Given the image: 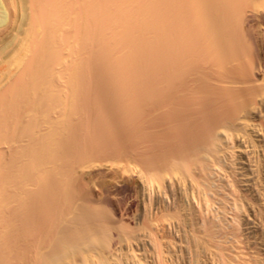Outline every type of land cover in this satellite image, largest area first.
Wrapping results in <instances>:
<instances>
[{
  "label": "bare ground",
  "instance_id": "1",
  "mask_svg": "<svg viewBox=\"0 0 264 264\" xmlns=\"http://www.w3.org/2000/svg\"><path fill=\"white\" fill-rule=\"evenodd\" d=\"M0 264H264V0H0Z\"/></svg>",
  "mask_w": 264,
  "mask_h": 264
},
{
  "label": "rangeland",
  "instance_id": "2",
  "mask_svg": "<svg viewBox=\"0 0 264 264\" xmlns=\"http://www.w3.org/2000/svg\"><path fill=\"white\" fill-rule=\"evenodd\" d=\"M125 188H127V187H124V189H123V187H122V190H119V191H121V194H122L123 196H122V195L119 193V191H118V193L120 194V195H119V194H118V195L121 196V198L119 197V198L121 199V200H119V202L122 201V200H124L125 202L128 203L129 201H131V200L133 199V198H131V196L133 197V194H130L129 191H131V193H133V192H132V190H131L130 188H128V189H130V190L127 189L128 191H127ZM123 191H125V192H123ZM116 195H117V193H116ZM118 195H117V196H118ZM124 195H125V196H124ZM129 195H130V196H129ZM117 196H116V197H117ZM125 197H126L129 201H126L127 199H124ZM119 198H118V199H119ZM129 198H130V199H129ZM124 201H122V202H124ZM127 203H126V204H127ZM120 204H121V203H120ZM122 204L125 205V203H122ZM123 205H122V206H123Z\"/></svg>",
  "mask_w": 264,
  "mask_h": 264
}]
</instances>
